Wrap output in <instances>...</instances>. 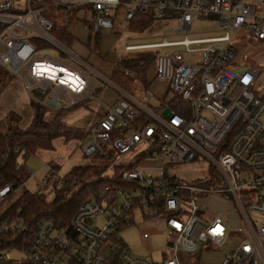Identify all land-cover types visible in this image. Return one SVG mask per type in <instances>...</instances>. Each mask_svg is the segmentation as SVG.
Returning <instances> with one entry per match:
<instances>
[{"label": "built area", "instance_id": "obj_1", "mask_svg": "<svg viewBox=\"0 0 264 264\" xmlns=\"http://www.w3.org/2000/svg\"><path fill=\"white\" fill-rule=\"evenodd\" d=\"M16 5L20 11L14 8V0H0V22L7 23L0 30V68L5 75L17 77L31 98L37 93L38 105L53 110L77 106L103 82L91 83L76 67L36 53L32 37L39 36L73 55L50 34L52 22L44 16L45 9H74L82 20L89 12L93 34L117 30L135 13L176 17L180 25L172 33L163 32L159 43L127 40L124 47L126 51L173 48L156 51L153 61L154 77L169 81L168 97L157 108L161 113L119 90L116 100L87 130L88 140L79 145L83 154L96 159L104 158L105 147L125 154L141 146L139 154L160 164L125 169L116 184L97 186L65 226L51 217L29 223L23 216L6 214L0 218V233L13 237L12 246L0 249V261L13 262L17 252L24 257L18 258L21 264H185L184 256L190 262L199 257L200 264L210 243L223 252L217 264H264V91L255 90L259 66L248 52L237 58L233 45L242 36L264 40V0H16ZM197 17L215 20L223 33L189 38ZM170 34L184 36L168 40ZM185 53L192 60H185ZM137 82L149 98L148 87ZM50 99H56L58 107L50 105ZM200 155L211 160L224 182L201 190L237 206L243 224L239 229L231 228L218 212L209 222L200 221L196 213L201 197H193L195 188L166 178V162L191 161ZM45 166L41 190L53 192L64 180L54 166ZM145 169L160 173L146 177ZM241 188L253 193L252 203L242 202ZM11 190L10 185L3 186L0 200ZM152 220L159 221L166 238L160 257L154 260L148 252L133 253L122 234L134 228L148 242ZM238 232L240 239H236Z\"/></svg>", "mask_w": 264, "mask_h": 264}, {"label": "rangeland", "instance_id": "obj_2", "mask_svg": "<svg viewBox=\"0 0 264 264\" xmlns=\"http://www.w3.org/2000/svg\"><path fill=\"white\" fill-rule=\"evenodd\" d=\"M16 0H14V8L21 10L20 7H16ZM83 14H81L82 16ZM83 20L76 19L71 25L70 30L80 40L75 41L72 46H66L67 49L77 53L78 55H90L87 62L92 64L94 68L99 71L108 74L113 68L114 63L122 57H130L136 55V53L156 52V51H167L173 49L172 47L167 48H149V49H138L133 51L125 50V43L128 40L130 44H147V43H159L163 40V32L172 33L176 27L180 25L179 20L176 17L167 18H155L153 24L144 30L143 32H130L125 26H119L118 30L104 29L101 35L97 38L93 35L89 44L82 45V41L86 36V26L90 19V13L87 12ZM7 23L5 21L0 22V30L5 28ZM219 24L215 20L207 18L197 17L193 19L192 32L188 34L189 38H196L205 35H221L223 32L218 30ZM212 29L215 32L206 33L202 30ZM183 34L168 35V40H174L183 38ZM32 41L37 45V54L49 55L56 58H61L66 61L76 63V61L68 54L64 53L61 48L54 45L50 41L42 37H32ZM236 49L237 58L242 53L248 52L249 57L253 58L256 64L259 66V75L255 84V90L258 93L264 91V40H258L250 36H242L237 38L233 42ZM192 55L184 54L185 60H192ZM81 69H85L83 64L78 63ZM244 66V63L241 62ZM153 66V65H152ZM151 69V68H150ZM149 69V70H150ZM151 71L149 72V76ZM0 81V122L4 119L8 111H15L21 115L20 126L22 128L27 127L31 121L33 114V107L31 102L38 104L36 96L37 93L33 94L31 98L26 90L24 89L21 81L14 75H2ZM157 80V79H156ZM154 79V81H156ZM140 84L139 82H137ZM133 85L136 83L133 81ZM134 86V87H135ZM165 86L163 83H153L150 85L148 90L152 93L151 97H146L145 93L139 88H132L130 91L131 95L135 97L139 102L155 109L161 96L163 94ZM58 110L47 108L44 114V120L51 122L56 115ZM162 110L158 109V113ZM102 112L101 103L98 99H92L91 101H85L80 105L72 109H66L65 113L61 117V121L68 128L83 129L90 128L97 120ZM145 118V117H144ZM154 124V123H153ZM85 132V131H84ZM87 132V131H86ZM113 133L112 136H115ZM80 141L70 140L65 141L62 138H58L53 141V147L51 149H40L34 154L29 155L26 158L20 157L18 159L20 166L19 178L21 185L9 196L0 200V211L4 210L13 199L20 194L23 190L28 189L30 191L41 190L43 185L39 181L46 174V166H54L57 168L60 174L65 173L74 165H98L104 168L102 175L109 177L112 174V165H122L131 169L139 170L143 166H157L160 162L149 156L139 154L141 146L131 149L125 154H119L113 150L112 147H105L104 158L96 159L93 155H85L80 149ZM165 175L167 179L174 180L180 185L186 188L193 187L195 191L193 193L194 198L205 197L208 193L203 192L201 189L205 187H212L217 182L224 183L221 181L220 171L214 167L211 160L207 159L204 155H200L191 161L180 162L175 164L165 163ZM34 172V174H33ZM160 171L157 169H145L144 175L146 177H154L159 175ZM217 180V181H216ZM47 193V198L51 199L53 196L52 190H41ZM239 197L244 204L253 202V193L251 191L241 188L239 190ZM185 197L190 198V191H185ZM237 208V206L235 205ZM231 201H228L220 195L212 194V207H201L196 215L200 221L209 222L215 212L221 213L228 221V224L233 229H239L242 224L241 216L235 209ZM154 223V220L152 221ZM157 227L161 228L162 225L158 222ZM123 237L135 254H147L150 259H158L160 257V251L164 247L165 236L159 234L153 236L150 241L144 242L138 236V231L134 228H130L122 232ZM241 233L238 232L236 239L241 238ZM222 250H217L212 244L207 243L205 246L204 253L200 260V264H217L221 255ZM14 260L11 264H21L19 259L24 258L21 254L14 252ZM19 258V259H18Z\"/></svg>", "mask_w": 264, "mask_h": 264}, {"label": "trees", "instance_id": "obj_3", "mask_svg": "<svg viewBox=\"0 0 264 264\" xmlns=\"http://www.w3.org/2000/svg\"><path fill=\"white\" fill-rule=\"evenodd\" d=\"M43 14L52 22L50 34L55 39L61 43H69L73 39L68 26L76 19L74 9L49 7L43 11ZM66 16L68 19L65 18ZM154 19L150 12L135 13L125 28L130 32H143L153 24ZM154 57L155 52L136 53L134 56L122 57L113 65L111 80L120 88L126 91L131 90L135 79L145 82ZM3 74L4 69L0 68V81ZM31 105L33 115L27 127L20 126L21 115L15 111H8L0 122V189L5 185H10L12 189L5 197L11 195L21 185L19 178L21 164L18 161L20 157L26 158L40 149H51L53 141L58 138L65 141L84 140L88 135L86 131L68 128L64 125L61 117L66 109L58 110L53 120L47 122L44 120L47 107L34 102H31ZM128 168L115 165L113 173L109 177H104L102 166L74 165L65 173L60 174L64 185L61 188L54 186L51 199L47 198V193L41 190L25 189L4 210L0 211V218L6 214H13L23 216L27 222L32 223L43 217H51L58 221L59 226H65L79 203L89 193L94 192L97 186L104 183L116 184L123 170ZM19 236L20 234L17 235L18 238ZM12 238L11 235L0 233V249L11 247ZM184 258L185 264H199V257L195 262H190L188 256ZM11 263L0 261V264Z\"/></svg>", "mask_w": 264, "mask_h": 264}, {"label": "crops", "instance_id": "obj_4", "mask_svg": "<svg viewBox=\"0 0 264 264\" xmlns=\"http://www.w3.org/2000/svg\"><path fill=\"white\" fill-rule=\"evenodd\" d=\"M76 19H80L82 20L79 16L77 17L76 16ZM76 19L68 26V31L69 33L71 34L72 36V40L69 42V43H60L63 44V45H66V46H72L75 41L77 40L78 37H76V35H74V33L70 30V27L71 25L76 21ZM126 25V24H125ZM125 25H120V26H125ZM86 36L82 41V45H86V44H89V42L91 41L93 35L95 36V38L98 37V35H101L102 33V30L97 33V34H93L91 33V31L89 30V27L88 25L86 26ZM119 28V27H118ZM117 28V30H118ZM78 40H80L78 38ZM69 50V49H68ZM70 51V50H69ZM71 54L73 55H69L70 57H72L76 63H72V62H69V61H66L64 59H61V58H57V59H61V61H64L65 63H68L69 65L73 66V67H76L77 69H79L82 73H84V75L88 78V80L91 82V83H100V82H103L102 86H99V85H96V88L94 89V92L91 96L87 97L86 99H84L81 103H84L85 101H91L92 99H98V101L101 103V108H102V112L100 113L99 115V118L101 115L104 114L105 110H106V107L110 104H112L118 94H119V90H124L122 88H120L118 85H116L112 80H111V73H112V69L111 68V71L108 72V74H105L101 71H99L98 69L94 68L92 64L88 63L87 62V59H89L90 55H78L77 53L73 52V51H70ZM53 57V56H51ZM56 58V57H54ZM78 63L80 64H83L85 66V69H81L78 65ZM151 71V74L149 76V72ZM154 79L156 80V78L154 77L153 75V66L151 67V69L148 71L147 73V76H146V80L145 82H142L140 80H138L139 83H142V84H145L148 88L150 87V85H152L153 83H163V85L165 86L164 88V91H163V94L161 96V99L159 100L158 104L156 105L155 109H152L150 107V109L152 111H158L157 108H159L160 106V102L165 99L166 97H168V94H169V81L168 80H162V79H157L156 81H154ZM133 85V89L134 88H138V86H135ZM132 90V89H131ZM131 90H128L127 92L131 95L130 91ZM126 91V90H125ZM151 96H152V93H151ZM150 96V97H151ZM135 98V97H134ZM80 103V104H81ZM78 104V105H80ZM146 106V105H145ZM76 107V106H74ZM74 107H71V108H68L69 109H72ZM147 107V106H146ZM149 108V107H148ZM33 115V114H32ZM32 119V118H31ZM31 122V121H30ZM96 123V122H95ZM94 123V124H95ZM30 124V123H29ZM93 124V125H94ZM92 125V126H93ZM91 126V127H92ZM90 127V128H91ZM90 128L88 129H83L84 131H87L89 130ZM78 129V128H77ZM79 129H82V128H79ZM72 140H77V142L80 141V143L83 141V140H79V139H72ZM84 140H88V135L87 137L84 139ZM199 202H200V206L201 207H212V194H209V195H206L205 197H201L199 198ZM153 221V220H152ZM151 221L152 223V226L149 227L150 229V233L152 234V237L155 236V235H159V234H164V231H163V228H159L157 227L156 223H158L159 221L157 220H154V223ZM151 237V238H152Z\"/></svg>", "mask_w": 264, "mask_h": 264}, {"label": "water", "instance_id": "obj_5", "mask_svg": "<svg viewBox=\"0 0 264 264\" xmlns=\"http://www.w3.org/2000/svg\"><path fill=\"white\" fill-rule=\"evenodd\" d=\"M48 103L54 107H58L59 103L56 99H50L48 100Z\"/></svg>", "mask_w": 264, "mask_h": 264}]
</instances>
